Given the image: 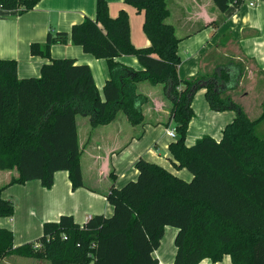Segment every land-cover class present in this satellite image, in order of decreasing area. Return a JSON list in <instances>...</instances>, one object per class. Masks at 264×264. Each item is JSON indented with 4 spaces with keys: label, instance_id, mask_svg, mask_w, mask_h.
Masks as SVG:
<instances>
[{
    "label": "trees",
    "instance_id": "16d2710c",
    "mask_svg": "<svg viewBox=\"0 0 264 264\" xmlns=\"http://www.w3.org/2000/svg\"><path fill=\"white\" fill-rule=\"evenodd\" d=\"M225 12L230 0H213ZM40 0H0V9L22 15ZM144 12L143 32L150 41L135 48L125 11L112 18L106 0H96L95 17H86L70 32H49L44 44H32L30 53L49 59L37 78L19 79L17 63L0 59V171L16 169L3 188L38 180L49 189L54 174L67 171L75 190L83 186L76 116L90 118L92 128L112 123L122 112L138 126L143 122L146 97L139 83L163 85L171 101L170 118L177 140L169 146L172 164L186 169L190 181L167 169L139 159L138 177L106 195L110 217H91L84 225L71 216L43 224L32 243L13 245V233L0 228V263L17 256L49 264H159L153 253L167 226L178 230L173 264L216 263L229 256L233 264H264V138L256 128L262 113L250 120L240 105L224 95L237 88L239 67L225 66L212 75L181 80L178 76L179 39L167 23L166 0H124ZM73 45L108 66L103 99L89 66L73 59H50L55 44ZM134 56L142 70L116 61ZM234 68V69H233ZM205 89V100L215 112L232 111L220 141L204 136L192 146L185 143L194 116L192 101ZM0 219L11 218L14 205L2 199Z\"/></svg>",
    "mask_w": 264,
    "mask_h": 264
},
{
    "label": "crops",
    "instance_id": "0c3cea01",
    "mask_svg": "<svg viewBox=\"0 0 264 264\" xmlns=\"http://www.w3.org/2000/svg\"><path fill=\"white\" fill-rule=\"evenodd\" d=\"M106 1L112 18L120 11L128 15L133 46L148 47L150 41L143 32L144 12H138L124 0ZM250 1L230 0L225 12H220L213 0H166V3L167 23L174 27L179 39V78L212 75L225 66L239 67L241 78L237 88L225 94L238 92L247 81L248 89L240 97L243 104L231 99L241 106L250 120H256L260 116L250 118L248 109L261 114L264 102V0H256L253 6L249 5ZM95 9L96 0H40L33 10L22 15L0 9V59L16 61L19 79L39 77L41 67L50 60L31 55L30 46L44 44L49 32L69 33L73 25L86 17L93 19ZM50 54V59L69 58L76 64L89 66L103 99V87L109 78L105 60L85 53L70 40L52 45ZM116 61L136 71L143 69L134 56H121ZM242 61L252 66L251 70L245 66V71ZM160 86L149 82L138 84L137 93L147 99L142 106L144 119L138 126L119 113L112 123L96 128L86 119L80 126L76 116L82 187L73 190L68 172L58 171L49 189L38 180L3 188L1 197L13 203L14 214L11 218H1L0 228L12 231L15 247L32 243L42 235L44 223L57 222L64 215L71 216L80 226L94 216H112L113 208L106 195L112 187L120 189L137 179L135 164L139 159L157 164L185 181L192 179L186 169H176L172 164L169 146L177 140V135L174 139L168 135L169 129L175 130L170 118L172 104ZM205 92L201 89L193 98L194 116L188 126L187 146L204 136L220 141L225 126L235 118L232 111H212L205 100ZM17 175L16 169L0 171V183L7 185ZM177 232L176 228H165L160 246L153 253L159 264H173ZM0 264L49 262L8 256ZM199 264L233 263L229 256H224L216 263L204 259Z\"/></svg>",
    "mask_w": 264,
    "mask_h": 264
},
{
    "label": "rangeland",
    "instance_id": "374dc122",
    "mask_svg": "<svg viewBox=\"0 0 264 264\" xmlns=\"http://www.w3.org/2000/svg\"><path fill=\"white\" fill-rule=\"evenodd\" d=\"M242 63V65H243V69L245 70V66L246 67H248V65L244 62V61H242L241 62ZM251 68H252V66H250ZM250 67H248L249 68V70H251V68ZM246 71V70H245ZM248 84H247V81H244L243 82V86L242 87H240V89L239 90H237L238 92H236V93H234V94H232V93H230V94H228L232 99H234L235 101H237L240 105H242L243 104V102H242V100L240 99V97H241V95L244 93V91H247V89H248ZM160 87H162V89H163V85H161ZM163 93H164V90H163ZM165 95V94H164ZM224 95H226V94H224ZM166 97V96H165ZM167 98V97H166ZM168 99V98H167ZM238 104V105H239ZM246 111V110H245ZM247 112V111H246ZM248 114H250L249 116H250V118H252V119H256V118H258V116H260L261 114L258 112V113H255L254 111H251L250 109H248ZM119 115L120 116H123L124 114L122 113V112H120L119 113ZM247 115V114H246ZM77 119H78V124L81 126V124L83 123V120H85L86 119V121L88 122V120L90 121V118L89 117H84V116H80V115H78L77 116ZM256 133H257V135L258 136H260V137H263L264 138V122H261V124H259L258 126H257V128H256ZM5 186V184H3L2 182L0 183V189L1 188H3ZM41 236V234L39 235V237ZM38 237V238H39ZM38 238H36V239H34L32 242H35ZM165 244H167V243H165Z\"/></svg>",
    "mask_w": 264,
    "mask_h": 264
},
{
    "label": "built area",
    "instance_id": "2783aa9c",
    "mask_svg": "<svg viewBox=\"0 0 264 264\" xmlns=\"http://www.w3.org/2000/svg\"><path fill=\"white\" fill-rule=\"evenodd\" d=\"M255 2H256V0H251L250 3H249V5L250 6H253L255 4ZM168 135H169V137H171L173 139L176 138V132H175V130L174 129H169L168 130Z\"/></svg>",
    "mask_w": 264,
    "mask_h": 264
}]
</instances>
